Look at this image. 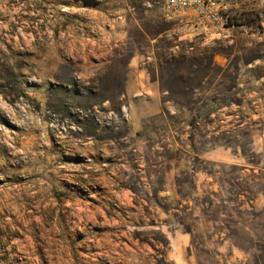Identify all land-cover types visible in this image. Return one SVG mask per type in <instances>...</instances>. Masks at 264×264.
I'll return each mask as SVG.
<instances>
[{
  "label": "rangeland",
  "instance_id": "obj_1",
  "mask_svg": "<svg viewBox=\"0 0 264 264\" xmlns=\"http://www.w3.org/2000/svg\"><path fill=\"white\" fill-rule=\"evenodd\" d=\"M157 1L0 0V264H174L175 232L264 264V0H221L261 30L213 41ZM133 59L162 94L140 121Z\"/></svg>",
  "mask_w": 264,
  "mask_h": 264
},
{
  "label": "built area",
  "instance_id": "obj_2",
  "mask_svg": "<svg viewBox=\"0 0 264 264\" xmlns=\"http://www.w3.org/2000/svg\"><path fill=\"white\" fill-rule=\"evenodd\" d=\"M158 11L173 25V33L182 40L213 41L225 37L231 25L221 0H159Z\"/></svg>",
  "mask_w": 264,
  "mask_h": 264
},
{
  "label": "crops",
  "instance_id": "obj_3",
  "mask_svg": "<svg viewBox=\"0 0 264 264\" xmlns=\"http://www.w3.org/2000/svg\"><path fill=\"white\" fill-rule=\"evenodd\" d=\"M165 35L168 37L170 31ZM159 37L161 35H158L156 39H149V42L153 44ZM141 64V61L136 59H133V63H129V75L123 94V97L135 99L128 105L129 117L138 121L154 116L160 113L162 109V94L159 84L148 79L147 75L140 70ZM168 242L171 251H173L170 258L174 264H193L188 259L189 236L175 232L168 237Z\"/></svg>",
  "mask_w": 264,
  "mask_h": 264
},
{
  "label": "trees",
  "instance_id": "obj_4",
  "mask_svg": "<svg viewBox=\"0 0 264 264\" xmlns=\"http://www.w3.org/2000/svg\"><path fill=\"white\" fill-rule=\"evenodd\" d=\"M264 17V12H263ZM262 16L260 14L254 13V12H245L241 13L240 15H235L230 17V24L234 26H246V27H253L257 25V27L260 28V19ZM168 246V243L166 242L164 249ZM164 256V254H162Z\"/></svg>",
  "mask_w": 264,
  "mask_h": 264
},
{
  "label": "bare ground",
  "instance_id": "obj_5",
  "mask_svg": "<svg viewBox=\"0 0 264 264\" xmlns=\"http://www.w3.org/2000/svg\"><path fill=\"white\" fill-rule=\"evenodd\" d=\"M155 4H156V6L158 7V6H159V0H158Z\"/></svg>",
  "mask_w": 264,
  "mask_h": 264
}]
</instances>
